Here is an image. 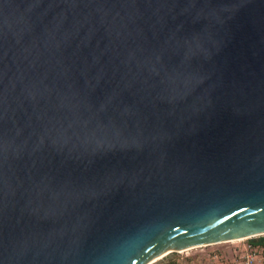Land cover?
Wrapping results in <instances>:
<instances>
[{
  "label": "water",
  "instance_id": "water-1",
  "mask_svg": "<svg viewBox=\"0 0 264 264\" xmlns=\"http://www.w3.org/2000/svg\"><path fill=\"white\" fill-rule=\"evenodd\" d=\"M258 235L264 0H0V264Z\"/></svg>",
  "mask_w": 264,
  "mask_h": 264
},
{
  "label": "rangeland",
  "instance_id": "rangeland-1",
  "mask_svg": "<svg viewBox=\"0 0 264 264\" xmlns=\"http://www.w3.org/2000/svg\"><path fill=\"white\" fill-rule=\"evenodd\" d=\"M264 236V235H258L253 236L250 238H243V239H235L230 240L226 242H219L209 245H203L198 247L189 248L182 251H173L165 254L162 257H158L152 262H148L146 264H176L177 262H182L184 264H188L190 260L195 261L197 258H203L206 260V255L208 252L215 251V253L218 255V253H222L223 258H220L215 262L216 264H230L229 258L234 256V250H237V248H240L242 243H249L250 240H255L256 238ZM260 254H263V251L260 252ZM226 259H225V258ZM261 261H264L262 259Z\"/></svg>",
  "mask_w": 264,
  "mask_h": 264
},
{
  "label": "built area",
  "instance_id": "built-area-1",
  "mask_svg": "<svg viewBox=\"0 0 264 264\" xmlns=\"http://www.w3.org/2000/svg\"><path fill=\"white\" fill-rule=\"evenodd\" d=\"M240 248L234 250V256L230 257V264H264V256L260 254L263 251L264 254V245H254L251 243H242ZM206 260L200 257L195 261L190 260L188 264H216L217 260L223 258L222 253H215V251L208 252L206 255ZM225 258V257H224ZM226 259V258H225ZM176 264H184L182 262H177Z\"/></svg>",
  "mask_w": 264,
  "mask_h": 264
},
{
  "label": "trees",
  "instance_id": "trees-1",
  "mask_svg": "<svg viewBox=\"0 0 264 264\" xmlns=\"http://www.w3.org/2000/svg\"><path fill=\"white\" fill-rule=\"evenodd\" d=\"M249 243L254 244V245L263 246L264 245V236H260V237L256 238L255 240H250Z\"/></svg>",
  "mask_w": 264,
  "mask_h": 264
},
{
  "label": "bare ground",
  "instance_id": "bare-ground-1",
  "mask_svg": "<svg viewBox=\"0 0 264 264\" xmlns=\"http://www.w3.org/2000/svg\"><path fill=\"white\" fill-rule=\"evenodd\" d=\"M160 256H161V255H159V256H157V257H154V258L150 259L149 261L145 262L144 264H146V263H148V262H152V261H154L155 259H157V258L160 257Z\"/></svg>",
  "mask_w": 264,
  "mask_h": 264
}]
</instances>
